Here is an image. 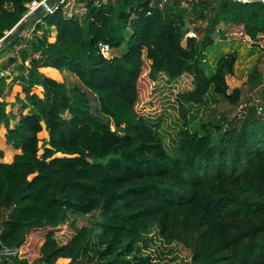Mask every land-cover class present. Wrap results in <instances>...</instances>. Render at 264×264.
Returning <instances> with one entry per match:
<instances>
[{
  "label": "trees",
  "instance_id": "1",
  "mask_svg": "<svg viewBox=\"0 0 264 264\" xmlns=\"http://www.w3.org/2000/svg\"><path fill=\"white\" fill-rule=\"evenodd\" d=\"M31 1L0 0V43L23 22ZM76 2L80 18L67 16L62 5L39 13L26 28L30 37L20 31L0 52L22 41L14 81L23 97L0 99V125L14 151L10 161L0 151V250L18 252L0 254V264H76L94 246L101 259L94 264H154L142 254L153 228L188 251L179 264H264V89L262 114L251 105L240 118L213 117L200 129L187 118L209 91L237 103L238 91L227 93L225 83L235 55H221L211 72L204 57L213 35L224 37L220 23L240 27L264 54V4ZM188 11L205 22L196 37L186 35ZM103 43L108 57L99 51ZM145 59L152 81L159 74L192 76V89L179 95L182 121L172 154L133 110ZM45 67L53 69L49 76L40 71ZM57 71L75 75L77 84L52 78ZM257 80L250 75V88ZM95 212L75 227L74 217ZM69 229L70 237L59 241L57 233ZM29 238L37 239L32 261L22 252Z\"/></svg>",
  "mask_w": 264,
  "mask_h": 264
},
{
  "label": "rangeland",
  "instance_id": "2",
  "mask_svg": "<svg viewBox=\"0 0 264 264\" xmlns=\"http://www.w3.org/2000/svg\"><path fill=\"white\" fill-rule=\"evenodd\" d=\"M83 11V8L77 2H74L72 15L80 18ZM67 16L69 15L67 14ZM186 22L187 31H193L195 34H199L196 28L201 31L205 26L204 21L195 20L194 14L191 11L187 13ZM218 29L224 32V37L222 38L219 32L213 35L214 44L207 50L203 64L207 66L205 67L206 72H211L214 70L216 62L221 55H235L236 59L232 66V72L225 74V83L227 87L226 92L231 93L237 90L239 98L237 103H228L221 95L209 91L205 95L204 103L189 107L188 109L187 118L189 126L195 129H200L202 122H206L213 117L240 118L245 115L246 108L251 105H254L258 109V114H262V110L259 108L261 105L259 94L264 89V54L261 45L244 36L240 27L220 23ZM26 31L28 32L29 28ZM127 34L128 32L125 31V36ZM114 53L118 54L117 50ZM147 72L148 62L145 59L141 75L138 79V97L133 110L137 115L147 117L144 119L153 126L165 149L172 154L178 148L177 131L182 121L179 114V95L192 89V76L184 73L175 80H168L163 74H159L157 79L152 81L148 78ZM251 74H257V82L259 81L254 88H250L249 78ZM50 76L59 81H64L68 87L77 84L75 75L66 71H57V74ZM14 92L15 90L13 89L7 94L5 99L11 100ZM117 118H120V116ZM114 120L111 119L112 127H114ZM123 125L124 123H121V126ZM42 132V134L38 135L40 139L46 137V133ZM4 149L6 150V144L0 143V151L2 153ZM96 216L97 212L93 215L74 217L75 227L88 224ZM71 234V229L62 230L57 233V237L59 241H65ZM147 237L150 238L148 242L149 246L143 248L142 254L149 256L152 263L179 264L181 261L189 259L187 250L174 241L167 242L163 240L158 236L156 228L151 229ZM36 240L33 241L32 238H29V241L32 242L31 245L22 248V252L30 261L36 257ZM98 248V246L88 248L87 254L79 259L76 264H94V262L100 261Z\"/></svg>",
  "mask_w": 264,
  "mask_h": 264
},
{
  "label": "crops",
  "instance_id": "3",
  "mask_svg": "<svg viewBox=\"0 0 264 264\" xmlns=\"http://www.w3.org/2000/svg\"><path fill=\"white\" fill-rule=\"evenodd\" d=\"M30 37L29 32H23L22 34V38H28ZM23 46L22 41L20 44L15 45L12 48H9L7 50H5L3 53H1L0 55V69H4L6 71V78H1V80L5 81V84L3 86V88H0V99H1V95L6 97L8 93H10L13 89L15 90L14 95L15 94H19V96L22 98L23 94L21 93V87L20 85L17 83L18 80L14 81V79L16 78V76L20 73V63H21V59L18 56V52L20 50V48ZM13 56H18L17 60L13 63H8L7 60L9 57H13ZM25 66H28V59L24 62ZM47 69H51L50 67H45V68H41L40 71H42L43 73H45L46 75H48L49 71ZM61 72V71H58ZM49 76V75H48ZM52 77V76H51ZM53 78V77H52ZM56 79V78H55ZM58 80V79H57ZM39 90V88L37 89ZM4 132H5V128L3 125H0V143L5 145V139H4ZM45 132V131H44ZM46 133V132H45ZM13 149L10 148L7 144H6V150L4 149L3 151V160L5 161H10L12 158V154H13Z\"/></svg>",
  "mask_w": 264,
  "mask_h": 264
},
{
  "label": "built area",
  "instance_id": "4",
  "mask_svg": "<svg viewBox=\"0 0 264 264\" xmlns=\"http://www.w3.org/2000/svg\"><path fill=\"white\" fill-rule=\"evenodd\" d=\"M46 0H32L31 2H29L27 5V12L26 14L23 16L22 19L27 18L28 16H30L31 14H33V12L35 10H37L38 7H40L42 4L45 3ZM162 2L159 3V5H161L165 0H161ZM238 2H242V3H249V2H260L262 4H264V0H236ZM74 2H76V0H58L57 5L54 6L53 8L49 9L48 11L51 12L54 9H56L58 7V5H62L63 10L65 11V14L72 16V11L74 9ZM150 13V12H148ZM8 33V32H7ZM186 35L188 37H196V34L193 31H187ZM99 51L100 53L105 56L108 57L110 55V47L108 44H99ZM1 78H6V71L4 69H0V79ZM18 251L17 249H3L0 250V254H16Z\"/></svg>",
  "mask_w": 264,
  "mask_h": 264
},
{
  "label": "water",
  "instance_id": "5",
  "mask_svg": "<svg viewBox=\"0 0 264 264\" xmlns=\"http://www.w3.org/2000/svg\"><path fill=\"white\" fill-rule=\"evenodd\" d=\"M57 2L58 0H46L45 3L38 7L37 10H35L31 16L25 18L21 23L19 22V26H17V24V27L15 26L10 32H8L11 33L9 38L0 43V52L8 43L11 42V40L16 36L18 32L25 30L31 23H33L39 13L47 12L49 9L56 6Z\"/></svg>",
  "mask_w": 264,
  "mask_h": 264
}]
</instances>
